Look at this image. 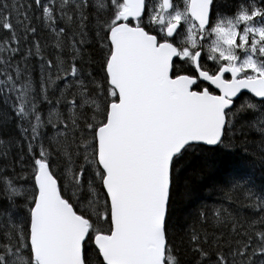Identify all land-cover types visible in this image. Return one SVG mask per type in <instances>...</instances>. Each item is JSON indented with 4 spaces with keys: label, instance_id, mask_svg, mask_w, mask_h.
<instances>
[{
    "label": "snow or ice",
    "instance_id": "6c2138e0",
    "mask_svg": "<svg viewBox=\"0 0 264 264\" xmlns=\"http://www.w3.org/2000/svg\"><path fill=\"white\" fill-rule=\"evenodd\" d=\"M0 33V264H264V0H0Z\"/></svg>",
    "mask_w": 264,
    "mask_h": 264
},
{
    "label": "trees",
    "instance_id": "16d2710c",
    "mask_svg": "<svg viewBox=\"0 0 264 264\" xmlns=\"http://www.w3.org/2000/svg\"><path fill=\"white\" fill-rule=\"evenodd\" d=\"M3 34L0 33V36ZM3 105L0 103V108H2ZM244 140V137H241L239 140L236 141L237 148L239 149L240 153L243 154V148L241 147V142ZM258 140L259 137L257 134L253 133L248 136V149L249 152L256 153L255 157H250V160L253 161V163L246 166V171L250 173L257 185H260L261 183H264V166L261 165L260 159H259V146H258ZM253 141H256V143H253ZM232 160L238 159V157H232L230 158ZM199 200H196L187 210L188 211H194L197 209L200 204L207 203L209 205L212 204H219L222 201V194L218 191L213 190L211 187H202L199 189ZM244 203H247V201H244ZM225 207H228V204L225 202ZM239 207V203H234L232 205V209H236ZM181 213L184 211V206H180ZM249 210L245 209L242 213V215H249Z\"/></svg>",
    "mask_w": 264,
    "mask_h": 264
}]
</instances>
